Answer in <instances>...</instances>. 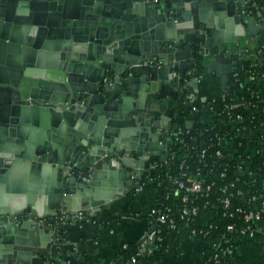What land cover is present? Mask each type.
<instances>
[{
    "label": "water",
    "instance_id": "obj_1",
    "mask_svg": "<svg viewBox=\"0 0 264 264\" xmlns=\"http://www.w3.org/2000/svg\"><path fill=\"white\" fill-rule=\"evenodd\" d=\"M251 5L250 0H0L2 242L43 225L22 220L28 210L54 215L65 196L89 188L90 180L82 177L100 159L91 148L107 146L102 159H111L120 180L135 183L128 167L136 171L143 162L116 143L138 135L137 116L148 113L151 99L157 115L173 116L165 96L183 97L182 81L173 72L190 70L201 47L213 55L212 70L230 91L241 61L233 50L237 38L264 40L261 13L243 12ZM156 143L166 159L165 146ZM143 151L139 147L137 154Z\"/></svg>",
    "mask_w": 264,
    "mask_h": 264
},
{
    "label": "built area",
    "instance_id": "obj_2",
    "mask_svg": "<svg viewBox=\"0 0 264 264\" xmlns=\"http://www.w3.org/2000/svg\"><path fill=\"white\" fill-rule=\"evenodd\" d=\"M250 1L252 5L243 10L244 14L261 13L258 22L264 27V2ZM203 50L201 47L198 53L204 54ZM233 50L241 61L232 73L230 91L222 95H229L224 105L215 107L193 94L191 69L173 72L182 81L179 91L183 94L176 117L190 111L200 116L204 127L198 136L194 132L195 118H188L184 124L170 123L161 131L159 140L165 146L166 159L160 155L138 156L143 163L133 173L136 188L144 191L151 185L156 193L155 204L147 213L150 228L147 238L140 242L138 256L154 251L153 246L146 244L162 240L165 224L180 238L204 240L206 249L217 252L213 264L233 253L241 240L264 237V40L244 47L236 41ZM204 110L209 113L208 119L204 118ZM151 171L158 172L143 180ZM161 189L165 192L164 201L158 197ZM74 217L89 220L82 210L44 217L28 210L22 220L53 225ZM127 247L125 243L122 249ZM137 254L127 264H141ZM61 264L100 263L68 257Z\"/></svg>",
    "mask_w": 264,
    "mask_h": 264
},
{
    "label": "crops",
    "instance_id": "obj_3",
    "mask_svg": "<svg viewBox=\"0 0 264 264\" xmlns=\"http://www.w3.org/2000/svg\"><path fill=\"white\" fill-rule=\"evenodd\" d=\"M237 41L244 47L258 44L260 39L239 36ZM197 54L199 53L195 55ZM195 55L191 59H194ZM212 57L204 55L202 72L194 68V64L191 68L190 85L195 89L193 94L202 101L220 97L225 92L220 77L212 70ZM193 80H196L195 83ZM180 99L171 95L165 96L164 102L173 109V115H176V109L181 106ZM143 101H148L147 96ZM202 113L204 118L208 119L209 113L206 110ZM137 117L140 125L138 135L131 136L125 143L120 141L116 144L128 148L130 157L134 159H139V147L144 149L143 155L159 156L160 148L156 142L160 140L161 131L172 123V117L164 113L157 115L154 99H151L148 113ZM148 142H153L154 145H147ZM104 147L107 146L90 149V154L94 152L100 159L84 175L90 180L89 188L65 196L60 203L61 211L76 214L82 210L89 220L74 217L53 225H35L26 232L18 233L10 244L3 243L0 239V264H61L68 257L81 260L86 255L97 259V263L106 264L121 261L118 256L123 244L141 241L150 228L151 218L147 213L155 204L156 193L152 189L138 191L137 181L126 184L120 180L119 169L112 165L111 159H102L106 149ZM89 156L86 154L82 160L83 164H87ZM134 171V168L128 167L130 180H136L132 173ZM102 213L118 215L119 220L115 219L110 225H101L92 220ZM169 245L174 247L172 241H169ZM181 245V257L167 252L161 257L162 263L208 264L203 254L207 247L204 240L182 236ZM234 263L264 264V237L260 235L253 241L238 242Z\"/></svg>",
    "mask_w": 264,
    "mask_h": 264
},
{
    "label": "trees",
    "instance_id": "obj_4",
    "mask_svg": "<svg viewBox=\"0 0 264 264\" xmlns=\"http://www.w3.org/2000/svg\"><path fill=\"white\" fill-rule=\"evenodd\" d=\"M261 2L264 0H260ZM262 16L264 17V10L262 12ZM194 68H196L198 71L202 72L204 69V59L202 55L197 54L195 55V62L193 65ZM229 95L226 96H220L217 98L209 99L205 103H209L213 106H221L224 105L228 101ZM195 118L196 119V127L194 129V132L199 136L200 135V128L204 127V123L199 121V117L196 114H192L190 111H183L179 114L178 117L176 115H173L171 120L172 124L174 123H180L184 124L188 118ZM164 171V170H163ZM162 171V172H163ZM158 171H151V173L146 174L143 177V180H146V178L150 175H156ZM151 189V185L146 187V190ZM165 192L163 189H161L158 193V197L161 201L165 200ZM119 220L118 215L108 214V213H102L99 216L93 217L92 220L98 224L101 225H110L114 220ZM162 240H157L153 246L154 251L151 254H145L138 256L137 252L139 250L140 242L137 243H128V247L126 249H122L121 253L118 256V259L121 260L120 264H127L131 257L135 254H137L138 259L140 260L141 264H163L161 261V257L163 254L167 252H173L177 257H181L183 251H182V245H181V238L177 234L176 231H171L167 225H162ZM169 241H172L174 243V247H171L169 245ZM217 252L213 251L211 249L204 250V258L208 264L214 263V256ZM234 255L235 251L231 254H229L226 258L222 259L219 263L215 264H235L234 263ZM75 260V259H74ZM97 259L94 257H91L89 255H86L81 260H75V261H84L88 263H96Z\"/></svg>",
    "mask_w": 264,
    "mask_h": 264
}]
</instances>
